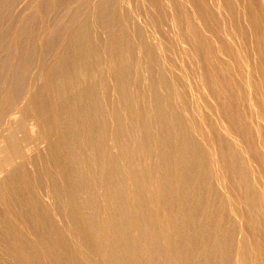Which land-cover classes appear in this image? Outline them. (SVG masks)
Listing matches in <instances>:
<instances>
[{"label": "bare ground", "instance_id": "bare-ground-1", "mask_svg": "<svg viewBox=\"0 0 264 264\" xmlns=\"http://www.w3.org/2000/svg\"><path fill=\"white\" fill-rule=\"evenodd\" d=\"M0 264H264V0H0Z\"/></svg>", "mask_w": 264, "mask_h": 264}]
</instances>
